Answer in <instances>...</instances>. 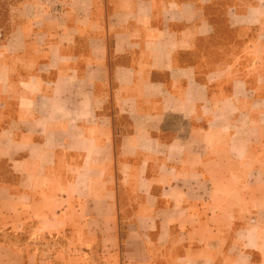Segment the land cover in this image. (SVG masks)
Returning <instances> with one entry per match:
<instances>
[{
    "label": "crops",
    "instance_id": "crops-1",
    "mask_svg": "<svg viewBox=\"0 0 264 264\" xmlns=\"http://www.w3.org/2000/svg\"><path fill=\"white\" fill-rule=\"evenodd\" d=\"M39 1L0 23V264H264V0Z\"/></svg>",
    "mask_w": 264,
    "mask_h": 264
},
{
    "label": "rangeland",
    "instance_id": "rangeland-1",
    "mask_svg": "<svg viewBox=\"0 0 264 264\" xmlns=\"http://www.w3.org/2000/svg\"><path fill=\"white\" fill-rule=\"evenodd\" d=\"M39 2V4L41 5V2L39 0H37ZM62 0H46V4L50 5V6H60L61 5ZM22 3V0H0V23H4V21H8V19L10 18L7 10H9V7L12 5L14 6L15 4L20 6ZM35 3H37L35 1ZM6 21V22H7ZM5 33H8L7 31H5ZM51 239V238H49ZM54 244V243H51ZM100 245V242H99ZM101 246V245H100ZM103 246L100 248V253L99 255H101V251H102ZM99 260H101L102 262H105L104 256L99 257Z\"/></svg>",
    "mask_w": 264,
    "mask_h": 264
}]
</instances>
